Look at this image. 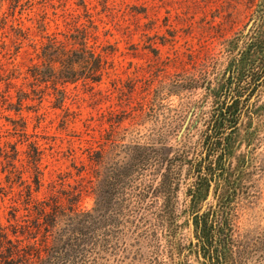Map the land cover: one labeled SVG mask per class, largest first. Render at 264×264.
Here are the masks:
<instances>
[{"label": "rangeland", "instance_id": "rangeland-1", "mask_svg": "<svg viewBox=\"0 0 264 264\" xmlns=\"http://www.w3.org/2000/svg\"><path fill=\"white\" fill-rule=\"evenodd\" d=\"M9 10L7 3L2 12ZM43 16L62 40L78 36L75 24L98 25L92 41L103 55L101 80L81 67L74 82L33 80ZM8 19L0 35V264L42 200L79 189L87 210L101 190L106 221L116 209L133 221H175L166 264L210 263L200 238L211 221L209 236L216 242L221 232L238 256L261 246L264 87L237 82L232 69L241 59L244 73L264 61V0H36L21 15L30 31ZM259 28L263 41L250 45ZM239 95L242 115L226 150L231 128L215 121ZM254 102L258 114L245 117ZM207 167L208 183L199 171ZM199 172L204 185L194 196ZM150 232L148 242L160 238ZM131 259L122 264H142Z\"/></svg>", "mask_w": 264, "mask_h": 264}, {"label": "trees", "instance_id": "trees-1", "mask_svg": "<svg viewBox=\"0 0 264 264\" xmlns=\"http://www.w3.org/2000/svg\"><path fill=\"white\" fill-rule=\"evenodd\" d=\"M7 3H9V15L2 12ZM35 8L36 0H0V35L9 21V16L14 19L13 22L19 26V29L25 33L30 31L31 27H25L21 15L24 11L33 12ZM43 17L38 28L45 40L39 43V61L33 63L30 68V76L33 77V80L54 83L62 78L65 82H74L82 78L84 74V71H76L78 67L87 69L86 72L89 76L86 77H91L93 81L101 80L103 55L97 51L95 42L92 41V36L98 25L92 19L87 20L91 25L88 23L75 24L78 36L68 35L62 40L56 33L49 32V21L46 16ZM256 31L258 32L252 36L253 40L250 45L257 46L263 41L261 29ZM2 52L0 46V75L3 66L2 57L4 56ZM249 52H251V48ZM243 61L244 59H241L237 64L238 67L232 69L233 73L236 72L234 76L237 75V82L247 80L250 84L249 88L253 87L252 90L260 85L264 87V61L256 67L246 70V73L243 72L241 66L246 63ZM240 98L241 95L231 105L223 107L215 121V126L228 125V128H231L229 138H226V150L229 148L233 132L239 127L242 115L241 108L238 107ZM20 102L24 104L23 100ZM261 107L264 108V105ZM258 110L259 107L254 102L247 106L244 116L251 118L250 115H257ZM241 122L243 123V121ZM199 171L204 173V178L208 183L207 172L210 174L212 172L210 167L201 168ZM97 177L100 181L99 175ZM202 178L199 172L198 178L193 184L194 189H191L192 192L194 191V196L198 195V191H201L204 185ZM109 183L113 186L116 185V178L114 177ZM42 185L43 181L40 178L37 190H40ZM167 188L170 194L177 192V186L173 182H167ZM61 195L63 196L54 198L53 202L42 200L36 207L35 220L27 221V224L22 227L20 235H18V231H14L17 237L14 241H9L10 245L6 248L7 255L4 257V264H122L129 258L142 264H166L164 244L168 236L171 238L176 236L177 231L174 228L168 232L175 221H165L164 218V221H155L154 224L150 221H133L125 219L130 215V211H128V215L122 214V212L120 214L117 209L108 215L112 221H106V206L104 199L101 198V190L98 189L95 206L88 210L83 209L79 204L83 189H79L77 193L62 191ZM174 208H171L172 211ZM167 209L170 212V209ZM214 223L215 221H211L212 226H216ZM204 224L207 225V221H204ZM212 226L210 232L213 231ZM151 230L153 232H150ZM149 232L153 236L156 235L155 233L159 234L160 238L157 237L148 242ZM210 232H203L204 235L200 238L204 256L208 254L210 260L208 264H264V241L260 242L261 246L253 248L254 254H252L253 251L249 252L246 249L243 254L240 252V256H238L236 251L238 246L234 241L226 242V238H220L221 232L217 231L215 242L213 237L209 236ZM18 236H22V239H19ZM132 240H134L133 243ZM213 242L216 245L215 252L210 256V250L207 248H211ZM168 243L170 246L173 245L174 250L178 249V241L170 240ZM131 247L135 249L133 257L130 252ZM120 255L123 259L118 257Z\"/></svg>", "mask_w": 264, "mask_h": 264}]
</instances>
